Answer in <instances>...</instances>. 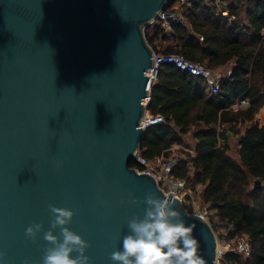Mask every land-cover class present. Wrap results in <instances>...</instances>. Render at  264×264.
Masks as SVG:
<instances>
[{"label": "water", "instance_id": "water-1", "mask_svg": "<svg viewBox=\"0 0 264 264\" xmlns=\"http://www.w3.org/2000/svg\"><path fill=\"white\" fill-rule=\"evenodd\" d=\"M172 1L0 0V264H43L50 245L26 229L50 230L51 206L75 213L91 264H113L149 193L174 202L216 264L211 223L130 166L156 53L145 31Z\"/></svg>", "mask_w": 264, "mask_h": 264}, {"label": "trees", "instance_id": "trees-1", "mask_svg": "<svg viewBox=\"0 0 264 264\" xmlns=\"http://www.w3.org/2000/svg\"><path fill=\"white\" fill-rule=\"evenodd\" d=\"M224 2L232 23L203 0L181 12L185 23L166 30L155 21L146 29L157 54L179 55L231 75L213 94L202 78L162 65L148 111L165 122L146 130L139 152L147 159H178L174 175L191 190L201 187L214 231H225L219 240L250 238V259L230 253L231 264H264V124L257 119L264 108V0ZM240 99L250 104L235 111L231 106ZM175 145L179 148L172 151ZM130 166L138 167L133 160ZM255 181L261 186L255 187Z\"/></svg>", "mask_w": 264, "mask_h": 264}, {"label": "clouds", "instance_id": "clouds-1", "mask_svg": "<svg viewBox=\"0 0 264 264\" xmlns=\"http://www.w3.org/2000/svg\"><path fill=\"white\" fill-rule=\"evenodd\" d=\"M143 218L135 217L128 223V234L123 237L122 248L110 255L113 264H206L199 254L200 243L193 235L194 225H188L176 210L174 202L149 193ZM51 228L34 223L26 229V236L37 240L44 233L50 245L45 248L43 264H91L87 255L89 243L72 231L75 213L67 208L51 206ZM59 229L60 235L54 234Z\"/></svg>", "mask_w": 264, "mask_h": 264}, {"label": "built area", "instance_id": "built-area-1", "mask_svg": "<svg viewBox=\"0 0 264 264\" xmlns=\"http://www.w3.org/2000/svg\"><path fill=\"white\" fill-rule=\"evenodd\" d=\"M200 1L203 0H175V3H173L171 8L166 9L164 12H162L156 21L160 22L162 27H164L166 30H170L171 25L174 23H185V18L181 15V12L191 7L194 3ZM205 1L212 3V5L216 7L218 11L217 15L220 18L225 19L230 23L234 21V18L230 16L229 12L226 9H223L224 0ZM164 64H172L182 71L202 78L213 94H216L220 91L224 79L231 75L230 71L223 73L219 70H212L202 64L188 61L179 55L155 53L154 68L149 70L148 72L150 81L148 83L147 90L149 91V93H151L152 85L157 79L155 71L157 69L160 70V67ZM150 100L151 97L143 100L146 110L145 117L142 121L141 126L144 129H148L151 126L163 124L165 122V119L162 115H153L148 111ZM249 104L250 103L247 99H240L239 101L234 103L231 108L235 111H238L242 108L248 107ZM132 160L138 165V167H135V169L140 174L151 175L156 179L160 187L166 193H173V195L181 199L185 205H192L195 211L196 207L194 206L195 201L193 200L192 190H189L185 180L174 175V169L176 168L178 163L177 158H166L162 156L155 159H147L138 151ZM194 213L201 215L202 217L207 219L205 212L196 210ZM251 252V241L247 235L238 236L230 242H223L219 240L216 264H231L227 257L230 253L241 255L245 259V261H247L251 257Z\"/></svg>", "mask_w": 264, "mask_h": 264}, {"label": "rangeland", "instance_id": "rangeland-1", "mask_svg": "<svg viewBox=\"0 0 264 264\" xmlns=\"http://www.w3.org/2000/svg\"><path fill=\"white\" fill-rule=\"evenodd\" d=\"M226 8V2H224L223 3V9H225ZM154 24V23H153ZM156 24V23H155ZM151 26H154V25H151ZM228 70V69H227ZM227 70H224V71H222L223 73H226V71ZM230 134H232V135H234V138H236L235 136V134L234 133H232V132H230L229 133V135ZM188 140L190 141V143H193L194 141L191 139V137H188ZM232 155L233 156H235L236 155V152H235V149H232ZM186 182V181H185ZM190 190V189H189ZM201 187H197V189H196V191L195 190H192V192H193V200L195 201V207H196V209H195V211L196 210H199V211H201V212H205L206 213V216H207V220L209 221V216L210 215H212V212H209L208 211V209H207V206L205 205V204H203V201H202V198H201ZM186 206H187V208H191L192 210H193V213L195 212L194 211V209H193V207H192V205L190 206V205H187L186 204ZM194 207V208H195ZM210 222V221H209ZM216 233V232H215ZM225 233V231H223L222 229H219V231H218V233H216V235H217V237H218V235H220V234H224ZM218 240H219V237H218ZM221 241H226V239L224 240V238H223V236H222V240ZM232 241V240H231ZM227 242H230V241H228L227 240Z\"/></svg>", "mask_w": 264, "mask_h": 264}, {"label": "crops", "instance_id": "crops-1", "mask_svg": "<svg viewBox=\"0 0 264 264\" xmlns=\"http://www.w3.org/2000/svg\"><path fill=\"white\" fill-rule=\"evenodd\" d=\"M257 119L259 120V122L261 124H264V108H262L259 111V113L257 115ZM230 137L233 139L234 142H237V138H238L237 136H235L236 138H234V135L230 134ZM178 148H179V146L178 145H175V146H173L172 151H175Z\"/></svg>", "mask_w": 264, "mask_h": 264}]
</instances>
